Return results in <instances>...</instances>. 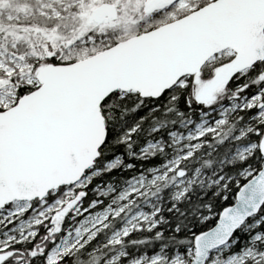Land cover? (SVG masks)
<instances>
[{
	"label": "snow or ice",
	"instance_id": "obj_1",
	"mask_svg": "<svg viewBox=\"0 0 264 264\" xmlns=\"http://www.w3.org/2000/svg\"><path fill=\"white\" fill-rule=\"evenodd\" d=\"M0 264H264V0H0Z\"/></svg>",
	"mask_w": 264,
	"mask_h": 264
},
{
	"label": "trees",
	"instance_id": "obj_2",
	"mask_svg": "<svg viewBox=\"0 0 264 264\" xmlns=\"http://www.w3.org/2000/svg\"><path fill=\"white\" fill-rule=\"evenodd\" d=\"M194 120L198 121L199 116L198 114H194ZM240 146H233L232 150L223 157V160L225 161L224 164V170L226 172H233V170L237 167H239L238 164L235 162L233 163H227V161L232 160V157L235 155L237 149ZM125 162H131L137 165V170H140V164L141 163H148L147 161H137L134 158H128L125 155ZM218 165L214 164L211 169L206 168L204 171L206 174H210L211 172L215 171L216 167ZM122 176L124 180L130 179V173L126 170L121 169H114L112 173L109 175H116ZM234 183V182H233ZM236 189L233 187L232 192L227 194V199L224 198L225 194L223 192H220L217 194V189L213 187H201L199 185L194 186L192 193L190 195V198L187 202H185V205L187 206L189 211V216L187 220L184 222V230L180 234L181 240H190L193 235H197L201 232L208 231L211 229L218 221V214L226 207L232 206L235 203L234 195H235ZM167 190H165L163 195V201L164 203L168 200L169 202L167 205H171L170 195H166ZM208 205H211V213L212 215L209 216L208 219L204 220L202 219L203 216L209 215V208ZM147 209V206H145ZM164 215L167 216L168 213L165 211ZM174 227L173 221L171 218H169L168 223L165 225L166 230H171ZM238 245L239 243H242V237L246 235L245 233H241L237 231L235 233ZM135 237V234H133ZM142 238V237H139ZM154 241L149 239L145 243V247H147L149 250H151V247L154 245Z\"/></svg>",
	"mask_w": 264,
	"mask_h": 264
},
{
	"label": "water",
	"instance_id": "obj_3",
	"mask_svg": "<svg viewBox=\"0 0 264 264\" xmlns=\"http://www.w3.org/2000/svg\"><path fill=\"white\" fill-rule=\"evenodd\" d=\"M232 207L239 208L240 205H238L237 202L235 201V203L232 205ZM241 210H243V209H241ZM218 225H219V218H218L217 223L211 229H209L208 231H205V232L208 233L209 236H211V237L217 236L218 234L216 233V229H217ZM216 250H218V249H215L214 251H216Z\"/></svg>",
	"mask_w": 264,
	"mask_h": 264
},
{
	"label": "rangeland",
	"instance_id": "obj_4",
	"mask_svg": "<svg viewBox=\"0 0 264 264\" xmlns=\"http://www.w3.org/2000/svg\"><path fill=\"white\" fill-rule=\"evenodd\" d=\"M242 147H244V146H240L239 148H242ZM239 148L237 149V151L239 150ZM167 190V193H166V195H170L171 196V192H172V190L171 189H166ZM162 199H163V197H162ZM171 200V199H170ZM169 201L167 200L166 202H165V204H167ZM146 209V208H145ZM147 210V209H146ZM217 252L219 251V249L218 250H216Z\"/></svg>",
	"mask_w": 264,
	"mask_h": 264
}]
</instances>
